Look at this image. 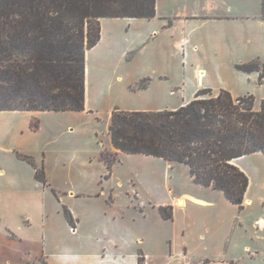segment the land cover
I'll use <instances>...</instances> for the list:
<instances>
[{"label": "crops", "instance_id": "0c3cea01", "mask_svg": "<svg viewBox=\"0 0 264 264\" xmlns=\"http://www.w3.org/2000/svg\"><path fill=\"white\" fill-rule=\"evenodd\" d=\"M261 6L262 0H157V13L151 19L101 18V38L86 52L85 110L0 113L15 117V124L9 125L19 140L25 133L33 137L44 130V113L73 119L105 115L109 125L115 109L176 110L203 88L226 89L234 97L253 95L255 108L260 109L264 99L260 73L244 72L236 65L255 59L264 62ZM146 79L145 88H133ZM35 118L40 119L37 130L31 127ZM75 126L72 122L61 126V137L69 139ZM55 131L51 138L48 133L49 150L65 151L57 147ZM106 137L99 153L105 148L118 152L119 161L106 178L100 154L89 156L91 163H102L99 177L114 183L110 191L103 188L96 196L73 187L62 193L47 173L44 185L36 179L35 168L29 178L30 174L0 166V183H4L0 211L5 206L0 214V264H138L139 257L154 264L165 246L170 264H263L264 153L235 160L249 177L240 209L221 190L197 182L179 194L162 191V163H166L167 189L173 163L124 153L115 148L108 132ZM11 142L0 146L14 150ZM35 161L42 165L38 157ZM51 161L58 163L64 176L65 157ZM15 162L28 164L17 157ZM42 163L46 171L50 169L48 156ZM77 175L82 181V173ZM142 184L151 192L147 200L137 197L136 188ZM180 198H187L184 207L178 205ZM161 206L172 207L171 219L162 217ZM65 207L74 224L68 221ZM19 208L22 215L16 213Z\"/></svg>", "mask_w": 264, "mask_h": 264}, {"label": "trees", "instance_id": "16d2710c", "mask_svg": "<svg viewBox=\"0 0 264 264\" xmlns=\"http://www.w3.org/2000/svg\"><path fill=\"white\" fill-rule=\"evenodd\" d=\"M156 13L157 0H0V111L85 110L86 52L101 38L100 19H151ZM236 67L259 72L264 82L261 60ZM148 81L133 88H145ZM108 134L124 153L187 165L197 183L221 190L243 209L249 177L235 160L264 153V99L256 109L253 95L203 88L176 110L115 109ZM100 157L108 178L119 153L105 148ZM25 158L35 166L36 179L47 185L44 167ZM159 209L164 219L173 217L171 206ZM64 210L74 224L70 210ZM138 264H145L142 257Z\"/></svg>", "mask_w": 264, "mask_h": 264}, {"label": "rangeland", "instance_id": "374dc122", "mask_svg": "<svg viewBox=\"0 0 264 264\" xmlns=\"http://www.w3.org/2000/svg\"><path fill=\"white\" fill-rule=\"evenodd\" d=\"M203 77L204 76L200 78ZM44 114L45 115H43L42 117V120H44L45 122L43 131L40 130L39 134L33 137H30V135L25 133V135H22V137L18 136L19 140H15V137L17 136H15V132L11 130V127L9 125L15 124L12 123L15 117L11 114L3 115L2 113H0V143H3V145L5 143H7V145H10L12 143L11 140L13 139V145H15L14 150H9L5 147H2V145L0 146V166L7 167L8 169L10 168L16 173L24 172L23 174H30L28 175V177L31 178L30 172L33 171L32 169L35 168V166H33L25 157H31L36 165L38 162L36 163L35 159L36 157H38L39 162H41L40 164H42L38 167L41 168L43 167L42 162L44 160V156H48L50 161V169H48L47 171L46 167H44V169L53 180H56V187L62 193H65L68 187L77 189L75 190L76 192H85L88 193L87 195L94 196L101 192L103 188L110 191V187H114L112 179H108V181H105V178L103 179V177H99V174H102V163H91L89 161L90 155L93 156L94 154H100L99 151L101 149V144L104 143V141H106L107 139L106 136L109 125H107L105 115L101 116V119L87 115H79L76 116L75 119H73L69 115L57 116L53 115L52 113ZM69 122L76 124L75 131L72 135L69 136V139L62 138L61 136L64 134L61 135L60 133L62 129L61 126H63V128L64 126L66 127ZM35 125H38L39 127V118H35L32 120L31 127ZM52 130H56L55 133L59 136V139H57L60 140V142L58 143L57 147L59 146L61 148H64L65 151H56L54 153L53 151L49 150L51 146L49 145L48 147L47 145L48 141L50 140L48 139V133L50 138L52 137L51 135L55 136ZM1 138H3V140ZM14 156L19 160L27 162L28 164H24L25 167L19 165L15 162ZM59 156H61L62 158L65 157L67 162V166L65 169L66 173L64 176L59 174V172H61V168L58 167V163L55 161H51L57 160ZM104 163L105 162L103 161V165ZM170 167H174V169L171 170V174L174 177H172V175L171 177H169L168 183L170 188L167 189L166 184H164V169L166 168V163H162V191H168L169 193V189H171L175 190L177 194H179L181 191H189L190 187L193 186L192 182H196L194 178L192 179L190 177L189 167L185 164L179 163H173ZM77 171L79 173H82V181H80V179L78 178ZM3 184L4 183L1 182L0 186H2ZM136 189H138L139 191V193L137 194L138 198L145 200L148 199V194L151 192L147 188V186H145V184L137 186ZM3 195L4 200H7L6 195ZM131 199L136 200V197L132 196ZM137 207L142 208L139 205H137ZM4 210L5 206L2 205L0 214H2ZM16 213L18 215H22L21 209L19 208V211ZM168 253L169 249L167 246H165L164 249L162 248L160 255H158L154 260V264H170ZM262 259L264 260V255H262ZM262 263L264 264V262Z\"/></svg>", "mask_w": 264, "mask_h": 264}, {"label": "bare ground", "instance_id": "6f19581e", "mask_svg": "<svg viewBox=\"0 0 264 264\" xmlns=\"http://www.w3.org/2000/svg\"><path fill=\"white\" fill-rule=\"evenodd\" d=\"M199 77H202L204 76V72L203 71H200L199 74H198ZM186 199L187 198H180L178 200V205L181 206V207H184L186 205Z\"/></svg>", "mask_w": 264, "mask_h": 264}, {"label": "built area", "instance_id": "2783aa9c", "mask_svg": "<svg viewBox=\"0 0 264 264\" xmlns=\"http://www.w3.org/2000/svg\"><path fill=\"white\" fill-rule=\"evenodd\" d=\"M169 193H170V194H172V193H173V191H172L171 189H169Z\"/></svg>", "mask_w": 264, "mask_h": 264}, {"label": "water", "instance_id": "95a60500", "mask_svg": "<svg viewBox=\"0 0 264 264\" xmlns=\"http://www.w3.org/2000/svg\"><path fill=\"white\" fill-rule=\"evenodd\" d=\"M116 148V147H115Z\"/></svg>", "mask_w": 264, "mask_h": 264}]
</instances>
